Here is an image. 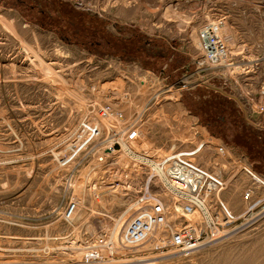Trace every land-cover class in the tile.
<instances>
[{"label": "rangeland", "instance_id": "obj_1", "mask_svg": "<svg viewBox=\"0 0 264 264\" xmlns=\"http://www.w3.org/2000/svg\"><path fill=\"white\" fill-rule=\"evenodd\" d=\"M218 20L231 27L232 66L202 73L199 32ZM207 87L253 100L261 114L264 0H0V264H264V184L241 165L264 177L249 155L212 139L193 119L214 109L224 124L249 127L248 107L219 93L203 98ZM105 106L124 117L107 123H129L144 139L115 152L102 139L60 167L52 152ZM200 145L211 156L196 160L226 182L222 198L238 222L187 257L157 250V235L142 248L119 247L153 163ZM150 190L178 230L177 198L163 187ZM71 201L80 204L67 222ZM92 249L101 260L87 263Z\"/></svg>", "mask_w": 264, "mask_h": 264}, {"label": "built area", "instance_id": "obj_2", "mask_svg": "<svg viewBox=\"0 0 264 264\" xmlns=\"http://www.w3.org/2000/svg\"><path fill=\"white\" fill-rule=\"evenodd\" d=\"M224 23V20L208 22L199 32L201 55L197 61V70L202 73L232 66L226 62L229 48L223 32ZM95 110L79 123L67 140L65 149L60 153L52 152L60 167L74 163L80 154L102 139L110 143V152H115L116 146L128 147L144 139V133L138 127L129 123L119 127L106 122L110 117L123 121L121 112L107 106L99 108L97 112ZM104 131L107 132L105 137ZM199 154L210 157L211 151H205L204 145H200L192 150L171 153L153 163L150 186L145 188L138 200L137 215L127 223L119 247H143L156 234L160 237L157 250H173L187 257L200 246L222 238L226 235V227L238 222L239 219L222 198L227 188L226 182L197 162ZM152 185L169 190L177 198V219L183 220L178 230L169 225L170 212L151 193ZM77 206L75 201L67 204L62 215L64 221L69 222L73 218ZM192 217L201 220L192 222ZM85 257L87 263L101 260L99 251L93 249Z\"/></svg>", "mask_w": 264, "mask_h": 264}, {"label": "crops", "instance_id": "obj_3", "mask_svg": "<svg viewBox=\"0 0 264 264\" xmlns=\"http://www.w3.org/2000/svg\"><path fill=\"white\" fill-rule=\"evenodd\" d=\"M200 85H194L191 87V89H195L199 87ZM211 92H207V94L203 95V98H205L207 95H211L213 98L216 99L217 94L219 93L222 98L224 93L219 92V90L210 89L207 87ZM196 95H201V91H196ZM257 100L258 97H255ZM224 100V99H223ZM225 100L227 102H231L230 100L235 101L236 103H241L240 100L246 103V98L242 99L240 96H233L229 95L225 96ZM248 107V116L252 120L249 123H246L245 125H241L239 123V120L235 121L234 123H225L222 119H219V117H216L217 114L214 112V109L208 110V114L202 113L200 111H197V115L199 117H195L194 123L195 125L202 127L201 122L207 126L202 127L204 130L208 133V135L215 134V136H210L212 139L224 143V141H228L229 144H232L233 146H236L237 149H241L244 151L247 155L251 157V163L253 165V168H255L257 171L261 172L264 177V109H261V114H257L254 110V101L249 100L248 103H246ZM227 106V105H226ZM227 106L226 108H228ZM201 120V122H200ZM227 126V128L221 127V125Z\"/></svg>", "mask_w": 264, "mask_h": 264}, {"label": "bare ground", "instance_id": "obj_4", "mask_svg": "<svg viewBox=\"0 0 264 264\" xmlns=\"http://www.w3.org/2000/svg\"><path fill=\"white\" fill-rule=\"evenodd\" d=\"M121 8V7H120ZM119 8V9H120ZM123 9V8H122ZM119 11V10H118ZM4 20V19H3ZM6 23V22H5ZM9 23V22H8ZM9 24H11V23H9ZM13 24V23H12ZM11 24V25H12ZM14 26V25H13ZM223 27H224V30H226V37H227V42H228V48H229V56H230V54H231V52H232V46H234L233 44H234V40H233V35L232 34H230V30L229 29H231V27L229 28V27H227V25L224 23V25H223ZM7 28H9L10 30L12 29L10 26H8L7 25ZM183 28V27H182ZM12 32H13V30H11ZM16 32V31H15ZM15 32H13V33H15ZM33 32V31H32ZM232 33V32H231ZM234 33V32H233ZM232 35V36H231ZM17 38V37H16ZM18 40V39H17ZM21 40V39H20ZM193 42V41H192ZM199 43H200V40H199ZM195 46H197V48H198V50H199V45H198V42H197V40H196V38H194V43H193ZM192 44V45H193ZM28 48V47H27ZM32 48V47H31ZM34 49V48H33ZM231 50V51H230ZM200 52V51H199ZM31 54V53H30ZM36 53H34V55H35ZM200 54V53H199ZM37 56H39L38 54L36 55V57ZM39 58V65H41L42 66V64H44V60H42V59H40V57H38ZM228 61L229 60H227L226 62L228 63ZM60 63V62H59ZM48 64V63H47ZM35 65V64H34ZM37 65V64H36ZM33 67V66H32ZM39 67V66H38ZM43 68V67H42ZM51 68V67H50ZM49 67H46V69H47V72L48 71H50L49 73H51V69H50ZM39 70V69H38ZM37 70V71H38ZM45 70V69H44ZM42 73H43V71H42ZM45 74V73H44ZM47 74V73H46ZM57 75V74H56ZM50 76V75H49ZM53 76V75H52ZM47 78V77H46ZM59 78V77H58ZM51 79V78H50ZM55 79V78H54ZM58 82V81H57ZM62 84V83H61ZM69 84V83H68ZM67 85V84H66ZM64 86V85H63ZM59 89H60V87H59ZM67 90V89H66ZM68 92V91H67ZM68 94V93H67ZM71 96V95H70ZM83 99V98H82ZM81 99V100H82ZM79 100V99H78ZM80 100V101H81ZM83 101H85L84 99H83ZM82 101V102H83ZM87 102V101H86ZM84 105V104H83ZM187 116V115H186ZM114 118V117H113ZM112 119V118H111ZM110 120V119H109ZM113 120V119H112ZM118 122V121H117ZM121 122V121H120ZM215 142V141H214ZM218 142V141H217ZM215 144H217V143H215ZM214 144V145H215ZM224 148V147H223ZM223 151V150H222ZM223 154V153H222ZM244 162H245V160H244ZM238 164V163H237ZM240 164V163H239ZM242 167H245V171L247 172V173H249L250 175H252L255 179H257V180H259V181H261L263 184H264V180H262L261 178H259L256 174H254L251 170H250V168L248 167V165H247V163L245 162V164H243V165H241V169H242ZM240 169V168H239ZM240 169V170H241ZM32 175V174H31ZM80 203L78 202V205H79ZM226 204H227V206H228V202H226ZM76 213V212H75ZM75 215V214H74ZM74 217V216H73ZM244 217V216H243ZM73 219V218H72ZM124 230H125V228H124ZM123 235H124V231H123ZM154 236H156V234L154 235ZM153 236V237H154ZM152 237V238H153ZM157 237H159L158 235H157ZM151 238V239H152ZM156 237H154L153 239H155ZM158 240V238H156V241ZM156 241H150L151 243H154V242H156ZM150 243V244H151ZM158 243V242H157ZM153 245V244H152ZM142 248V247H141ZM131 252V251H130Z\"/></svg>", "mask_w": 264, "mask_h": 264}, {"label": "trees", "instance_id": "obj_5", "mask_svg": "<svg viewBox=\"0 0 264 264\" xmlns=\"http://www.w3.org/2000/svg\"><path fill=\"white\" fill-rule=\"evenodd\" d=\"M4 1V0H3ZM45 1H47V2H50V0H45ZM10 5V4H9ZM22 5H26V6H28V5H30V9H33V4L32 3H30V2H24V3H22ZM35 8V7H34ZM71 11V10H70ZM70 11H69V13H70ZM69 13H67V15L69 16L70 14ZM118 44H121L120 42L118 43ZM104 45V44H103ZM124 47H126V46H128V45H123ZM117 48H119V47H117Z\"/></svg>", "mask_w": 264, "mask_h": 264}]
</instances>
